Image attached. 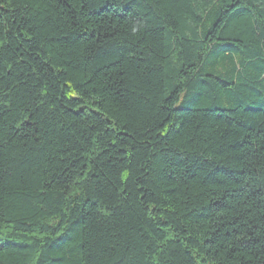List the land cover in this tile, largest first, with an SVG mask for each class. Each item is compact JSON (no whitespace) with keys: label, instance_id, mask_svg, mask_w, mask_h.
<instances>
[{"label":"trees","instance_id":"1","mask_svg":"<svg viewBox=\"0 0 264 264\" xmlns=\"http://www.w3.org/2000/svg\"><path fill=\"white\" fill-rule=\"evenodd\" d=\"M0 264H264V0H0Z\"/></svg>","mask_w":264,"mask_h":264}]
</instances>
